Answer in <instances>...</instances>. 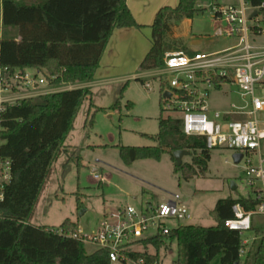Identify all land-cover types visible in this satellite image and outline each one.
<instances>
[{
	"label": "trees",
	"instance_id": "obj_1",
	"mask_svg": "<svg viewBox=\"0 0 264 264\" xmlns=\"http://www.w3.org/2000/svg\"><path fill=\"white\" fill-rule=\"evenodd\" d=\"M197 1L179 0L175 8L163 7L156 13L150 26L151 48L139 65L141 71L161 67L167 52L186 50L167 37L173 26L202 10L196 8ZM252 4L259 6L264 0H252ZM259 15L264 26V7ZM130 27L139 26L122 0H0V79L2 73L12 76L16 70L36 69L54 77L51 82L55 84L88 82L113 29ZM9 28L16 30L18 40L2 36L1 31ZM87 98L90 100L91 91L77 88L0 105V169L8 162L10 177L1 191L0 264H111L106 251L97 249L86 254L84 244L68 236L78 229L76 222L65 219L57 229L29 223L52 163ZM118 106L119 99L110 109ZM131 106L128 101L126 107ZM91 109L105 110L90 103L85 122L89 126L93 123ZM157 122V134L145 135L156 145L117 146L123 163L160 161L168 154L173 172L184 181L204 177L210 161L204 139L186 136L177 118L160 116ZM175 151H188L191 162L177 165L172 155ZM236 203L246 211L255 206L250 198L218 200L211 212L215 226L181 225L166 237L149 242L158 250L165 240L175 241L174 264H210L217 257L219 264H249L238 256L239 234L224 226L233 218L232 206ZM129 257L141 259L143 264H159L157 252L131 253ZM250 264H264V238Z\"/></svg>",
	"mask_w": 264,
	"mask_h": 264
},
{
	"label": "rangeland",
	"instance_id": "obj_2",
	"mask_svg": "<svg viewBox=\"0 0 264 264\" xmlns=\"http://www.w3.org/2000/svg\"><path fill=\"white\" fill-rule=\"evenodd\" d=\"M239 4L240 0H198L196 8L202 10L191 19H183L177 26H173L167 37L168 41H178L184 45L186 50L170 52L193 55L197 52L219 51L232 45L233 40L215 36V32L224 28L225 24L213 18L211 7ZM150 33V24L140 25L136 33L128 34L124 48L111 56L109 53L114 51V40L110 36L106 44L108 53L104 58L101 56L98 69L94 72L100 69V75L109 78V81L104 85H95L91 90L92 104L105 110L94 112L91 109L89 118L93 116V123L89 126L85 122L90 100L87 98L80 106L73 127L64 139L63 149L52 163L34 206L31 225L57 229L65 219H70L78 224L82 234L90 235L97 231L105 215L121 207L131 205L139 208L146 201L155 204L167 200L170 195L178 194L191 215L189 221L181 222L180 225L213 227L216 220L211 212L218 200L248 195L244 185V170L248 166L247 159L253 165L257 163L255 155L236 162L232 151L210 150L205 176H196L188 181L173 172L168 154L162 155L160 161L138 160L130 165H125L121 160L117 146H154L156 143L147 136L157 134L158 118L178 116L163 111L161 87L157 79L147 80L150 87H144L143 83L134 78L123 77L136 58H141L138 63L135 61L137 72H141L139 64L150 49ZM253 43L264 46V36L255 38ZM44 78V85L36 88L39 93L36 96L81 87V83L55 84L51 82L55 78L46 74ZM7 95L9 93L3 92L1 96ZM118 99L119 106L110 109ZM128 101L132 103L130 108L126 107ZM238 103L235 93L222 96L212 92L208 101L211 109L219 111H225L230 104ZM78 160L80 165H77ZM182 162L190 163L191 156L184 157ZM94 174L101 177L99 181L93 179ZM233 184L236 190L232 189ZM166 225L173 228L177 222L167 221ZM76 232L78 229L70 234ZM263 234L264 216H256L253 218V230L245 233L244 237H261ZM140 248L138 245L135 251H140ZM147 248L153 252L148 244ZM96 249L94 245L84 243L86 254ZM176 259V242L165 240L164 245L158 249L159 264H174ZM210 264H219V258L213 259Z\"/></svg>",
	"mask_w": 264,
	"mask_h": 264
},
{
	"label": "built area",
	"instance_id": "obj_3",
	"mask_svg": "<svg viewBox=\"0 0 264 264\" xmlns=\"http://www.w3.org/2000/svg\"><path fill=\"white\" fill-rule=\"evenodd\" d=\"M263 7L264 4L253 6L252 0H240L238 6H212L213 18L225 24L220 29V36L233 40V44L219 51L193 55L168 52L162 66L153 70L151 78L157 79L161 87L163 111L178 115L176 118L181 121L186 136L203 138L209 151L229 150L240 154V160L251 155L257 157L255 165L247 159L248 166L244 170V185L248 190L246 199L255 202L254 208L246 211L236 203L232 206L233 218L224 222L227 229L240 236L239 258L250 262L264 238V234L244 237L253 230V218L264 216V46L253 43L255 38L264 36L259 15ZM45 81L44 77L36 80L27 74L10 76L2 73L0 96L18 87L23 99L35 97L39 94L36 88ZM146 87H150L149 84ZM212 92L222 96L235 93L239 103L230 104L225 111L211 109L208 101ZM166 93L169 97L164 96ZM19 101L0 97V105ZM9 178V163L5 162L0 169V200L3 185ZM100 178L93 175L96 181ZM190 218L180 196L173 194L161 203L146 201L139 208L126 205L105 215L94 234L84 235L78 230L68 236L106 251L111 264H143L141 259L134 261L129 257L131 253H138L135 247L157 237H166ZM167 221L177 222V225L171 228L166 225Z\"/></svg>",
	"mask_w": 264,
	"mask_h": 264
},
{
	"label": "crops",
	"instance_id": "obj_4",
	"mask_svg": "<svg viewBox=\"0 0 264 264\" xmlns=\"http://www.w3.org/2000/svg\"><path fill=\"white\" fill-rule=\"evenodd\" d=\"M38 1L39 0H26V2H28V3H36ZM122 1L125 4L126 8L129 10V12L131 13L132 18L134 19L136 25H138V26L143 25V24H150V26H151V24L153 23L152 19L154 18L155 14L161 8H163V7L175 8L178 5V3H179V0H122ZM137 30H138V27L114 28L113 31H112V34H111L112 39L114 40L113 44H112V47H113L114 51H113V53L110 52L109 56H111L112 54L114 55L115 53H117L115 51H119L122 48H124V46L126 45V37L128 36V34L136 33ZM1 34L4 37L15 38L16 40H18L15 29H10L9 28V29L2 30ZM150 35H151V33H150ZM215 36L221 37L220 36V29H218L215 32ZM150 42H151V38H150ZM150 48H151V44H150ZM106 53H108L107 46L105 47L104 52L102 54L103 58H104ZM140 59L141 58H136L135 61H137V63H138V61ZM135 61L133 62L134 64L131 66V68L126 72V74L123 77H125V78L127 77L129 79L134 78L135 81L138 79V80L142 81V83H143L142 85L144 87H146V85H148V81L147 80L152 78V75H150V74L153 72V70H146V71H141L140 73H138L137 72V68H136L137 64L135 63ZM99 70H97L96 73H94V75H93L94 79L92 78L88 82L81 83L80 84L81 87H79V88H87V89H89L91 91L93 89V86H95V85L99 86V85L106 84L109 81L108 80L109 78L102 77V75H100V73H99L100 72ZM15 73L27 74V75H29L31 77L36 78V80H38L40 78H43L44 74H46L45 70H36V69L16 70L14 72V74ZM97 74H99V76ZM95 78H97V79H95ZM5 93H9V95L0 96V97H3V98H7L8 97L12 101L13 100L14 101L21 100V99L24 98L22 93H21V91H20V88H18V87L14 88L12 91H8V92L6 91ZM92 95L93 94L91 92V98H90L89 104L90 103L92 104V101H91L92 100ZM94 106L97 107L96 105H94ZM1 143L2 142L0 141V144ZM169 160H170V156H169ZM170 162H171L172 167H173V163H172L171 160H170ZM236 189H237V187L234 190H236ZM169 198H170V196L168 197V199ZM226 198H228V197H226ZM230 198L238 199L240 197L237 198V197L230 196ZM241 198H245L246 199V197H241ZM180 201H181V198H180ZM162 202H164V201H162ZM157 203H161V202L158 201L155 204H157ZM29 223L31 224L30 220H29ZM46 227H49V226H46ZM78 230H79V228H78ZM147 244L149 246H151V248L153 249L154 253H156V252L158 253V250H157L156 246L152 242H149V241H146V242H143L142 244H140L141 248H140V251H138V253L147 254V255H153L154 253L151 252L149 250V248H147ZM248 263L250 264L251 262H248Z\"/></svg>",
	"mask_w": 264,
	"mask_h": 264
},
{
	"label": "water",
	"instance_id": "obj_5",
	"mask_svg": "<svg viewBox=\"0 0 264 264\" xmlns=\"http://www.w3.org/2000/svg\"><path fill=\"white\" fill-rule=\"evenodd\" d=\"M255 14L256 13H254L253 14V16H255ZM164 96L165 97H169V94H164ZM172 155H173V159H174V161H175V163L177 164V165H181V163H182V159L184 158V157H186V156H188L189 155V152L188 151H175V152H173L172 153ZM233 158H234V160L236 161V162H238V161H240V159H241V155L240 154H234L233 155ZM236 187H235V185L233 184V190L235 189Z\"/></svg>",
	"mask_w": 264,
	"mask_h": 264
}]
</instances>
